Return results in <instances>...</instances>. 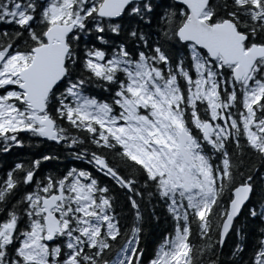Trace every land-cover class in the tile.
Instances as JSON below:
<instances>
[{"label":"snow or ice","instance_id":"snow-or-ice-1","mask_svg":"<svg viewBox=\"0 0 264 264\" xmlns=\"http://www.w3.org/2000/svg\"><path fill=\"white\" fill-rule=\"evenodd\" d=\"M21 133L86 166L0 176V264H222L232 232L264 264V0H0V152Z\"/></svg>","mask_w":264,"mask_h":264},{"label":"trees","instance_id":"trees-1","mask_svg":"<svg viewBox=\"0 0 264 264\" xmlns=\"http://www.w3.org/2000/svg\"><path fill=\"white\" fill-rule=\"evenodd\" d=\"M20 137L25 141L23 145L19 147L13 146L7 153L0 152V176H2L14 162L18 160H24L25 162H27L30 159L46 153L57 154L59 155L60 159L42 162L41 168L37 173L38 175L41 172L47 173L48 171L64 170L66 166H70L73 163L78 167L86 166L85 162L75 160L74 157L68 155V152L64 150L62 146H58L54 142L47 141L43 138L32 139L28 134L25 133H21ZM247 166L248 162L247 160H245V166L241 169V171H247ZM100 178L104 180L103 177ZM105 180L108 181L107 179ZM253 183L256 185V189L252 195V201L255 202L256 200H258L257 198L260 194V186L256 174H254ZM119 195L120 199L117 203V211L127 212L128 206L125 203L123 192H121ZM153 203H155V201H153ZM245 212H242L240 215V219L237 222L239 225H243ZM156 216L158 217V219H150L147 211H145V232L142 235L141 240L146 252L149 253L153 251L154 247L160 242L159 239L161 238L163 232L170 229V217L164 212L162 206H158L156 208ZM253 226L258 227L255 221H252L249 224V227ZM236 239L237 237L235 235V232H232L226 236L225 242L223 244V252L221 254L222 264H228L232 256L231 249L234 247ZM254 242L255 237L252 234H249L247 237L248 247L243 250L245 259H247L251 245Z\"/></svg>","mask_w":264,"mask_h":264},{"label":"flooded vegetation","instance_id":"flooded-vegetation-1","mask_svg":"<svg viewBox=\"0 0 264 264\" xmlns=\"http://www.w3.org/2000/svg\"><path fill=\"white\" fill-rule=\"evenodd\" d=\"M100 177H102V176H100ZM100 177H99V178H100ZM103 178H104V180H102V179L100 178V179L102 180V182L110 184V181H109L107 178H105V177H103ZM105 179H107L108 181H106ZM257 199H258V198H257ZM256 201H257V200H256ZM256 201H255V202H256ZM168 219H169V218H168ZM171 227H172V222H171V219H170V229H171ZM170 229H169L168 231H170ZM168 231H164L163 234H162V236H164V233H165V232H168ZM162 236H161V237H162ZM160 239H161V238H160ZM160 239H159V240H160Z\"/></svg>","mask_w":264,"mask_h":264},{"label":"rangeland","instance_id":"rangeland-1","mask_svg":"<svg viewBox=\"0 0 264 264\" xmlns=\"http://www.w3.org/2000/svg\"><path fill=\"white\" fill-rule=\"evenodd\" d=\"M165 233H166V232H165ZM165 233H164V234H165ZM162 237H163V236H162ZM162 237H161V239H162ZM161 239H160V240H161Z\"/></svg>","mask_w":264,"mask_h":264}]
</instances>
